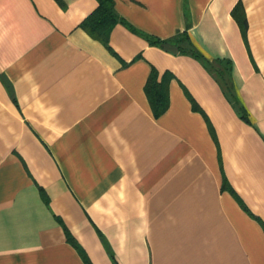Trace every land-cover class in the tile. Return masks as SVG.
<instances>
[{
	"label": "crops",
	"instance_id": "0c3cea01",
	"mask_svg": "<svg viewBox=\"0 0 264 264\" xmlns=\"http://www.w3.org/2000/svg\"><path fill=\"white\" fill-rule=\"evenodd\" d=\"M113 1L0 0V264H264V0Z\"/></svg>",
	"mask_w": 264,
	"mask_h": 264
},
{
	"label": "trees",
	"instance_id": "16d2710c",
	"mask_svg": "<svg viewBox=\"0 0 264 264\" xmlns=\"http://www.w3.org/2000/svg\"><path fill=\"white\" fill-rule=\"evenodd\" d=\"M238 11V7H236L234 10V14L236 16H238L239 14ZM119 21L125 20L117 14L114 7V1L99 0V6L97 7V9L89 17H87L82 24L87 31L107 43L112 28ZM243 24H245V21H243ZM150 39L154 44L172 49L178 53L192 55L207 64L209 69L213 71L219 82L222 84L229 99L239 108L241 116L247 119L245 110L242 106H240L233 87V83L230 78L229 62L224 63L218 60L211 62L210 60H208L207 57L197 48L187 32H182L180 35L168 39L154 37H151ZM216 64H224V69L216 67ZM226 73L228 76L227 78L225 77ZM171 77L172 75L168 73L164 75L161 81H159L158 71L156 68L152 69V72L149 76L148 82L146 84V91L156 115L162 114L169 106L168 85ZM194 107L196 109H200V107L195 102ZM69 238L74 239L70 232Z\"/></svg>",
	"mask_w": 264,
	"mask_h": 264
},
{
	"label": "rangeland",
	"instance_id": "374dc122",
	"mask_svg": "<svg viewBox=\"0 0 264 264\" xmlns=\"http://www.w3.org/2000/svg\"><path fill=\"white\" fill-rule=\"evenodd\" d=\"M224 64H216V67H218V68H220V69H224ZM225 77L227 78L228 76H227V73H226V75H225Z\"/></svg>",
	"mask_w": 264,
	"mask_h": 264
}]
</instances>
